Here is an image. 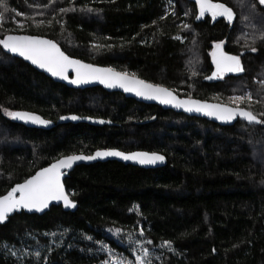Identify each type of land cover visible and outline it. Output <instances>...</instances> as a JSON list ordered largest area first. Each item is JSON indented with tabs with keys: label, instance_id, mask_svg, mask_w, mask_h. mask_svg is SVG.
Returning a JSON list of instances; mask_svg holds the SVG:
<instances>
[{
	"label": "trees",
	"instance_id": "16d2710c",
	"mask_svg": "<svg viewBox=\"0 0 264 264\" xmlns=\"http://www.w3.org/2000/svg\"><path fill=\"white\" fill-rule=\"evenodd\" d=\"M213 1L233 9L232 23L198 22L189 0H4L8 11L0 38L47 36L73 57L135 74L181 96L242 107L264 120V5ZM30 6L39 7L35 17L21 26L12 22L30 13ZM60 6L74 10L61 12ZM252 26L237 43L238 34ZM219 42L239 56L244 71L205 81ZM239 95L246 99L238 105L230 100ZM4 110L28 111L57 125L29 128ZM72 115L83 121L61 119ZM99 148L160 152L167 164L77 166L65 184L78 209L53 206L43 215L10 217L0 225V264H102L109 257L101 243L134 261L127 233L138 239L141 229L159 247L152 264H264V124L239 120L221 126L101 87L72 89L0 46V195L61 156ZM164 241L171 250L160 247Z\"/></svg>",
	"mask_w": 264,
	"mask_h": 264
},
{
	"label": "snow or ice",
	"instance_id": "6c2138e0",
	"mask_svg": "<svg viewBox=\"0 0 264 264\" xmlns=\"http://www.w3.org/2000/svg\"><path fill=\"white\" fill-rule=\"evenodd\" d=\"M196 2L199 6L197 19L203 17L205 13H210L213 19L224 17L229 23L235 19L233 9L224 3H214L213 0H196ZM259 3L264 5V0H259ZM0 8H3V11H0V21H2L4 12L8 11L4 0H0ZM70 10L74 9H60L61 12ZM86 10L89 12L93 11L91 8ZM184 27L187 28L188 26L184 25ZM176 39H180V37H176ZM0 46L7 53L16 54L30 61L39 69L50 73L52 77L68 81L73 85L98 81L107 88H120L126 93H134L137 97L155 100L162 105H169L189 113H201L214 117L221 122L230 123L239 117L249 123L264 124V120L257 119V116L251 111H246L238 106L231 107L221 103H208L192 99L191 97L181 98L173 90L139 79L135 74L129 75L127 72H117L110 67H97L93 64H87L81 60L71 58L60 49L56 42L42 38L41 36L6 35L4 38H0ZM215 49L211 55L216 70L212 76L206 77V79L222 78L225 73H241L244 71L239 56L224 53L221 50V43H217ZM251 50L256 51L255 48ZM70 72L74 73V78H69ZM245 99L244 95L230 98L237 105ZM247 99H251V94H248ZM4 114L14 120L30 121L38 125L46 126L50 123L35 114L8 110H4ZM69 118L74 121L81 119V117L76 115L61 117L62 120ZM99 123H104V121L100 120ZM106 157H120L126 161H137L141 165H155L157 162L165 160L163 155L156 152L125 153L119 150H98L93 155H69L61 157L49 166L41 168L22 183L15 184L6 194L0 195V223L5 222L9 214L20 210L41 212L48 208L52 201H62L65 208H75V202L66 194L64 184L62 183L65 171L71 169L77 161ZM109 231L111 232L112 230L109 229ZM115 234L118 236L120 229H116ZM52 235L55 236V233H52ZM139 235L140 237L144 236L143 229H141ZM127 241L130 245H135V247L131 248V251L135 253L134 262L125 258L111 260L112 257L118 254L110 247L101 243L100 251L106 253L109 257L102 264H152L150 249L146 246L151 245L153 243L152 240L134 239L132 233L129 232L127 233ZM160 247H167L171 250L173 246L171 242L164 241ZM12 255L15 256L16 253L13 251ZM35 255L39 257L40 254L37 252Z\"/></svg>",
	"mask_w": 264,
	"mask_h": 264
},
{
	"label": "water",
	"instance_id": "95a60500",
	"mask_svg": "<svg viewBox=\"0 0 264 264\" xmlns=\"http://www.w3.org/2000/svg\"><path fill=\"white\" fill-rule=\"evenodd\" d=\"M193 1L196 2V0H193ZM213 2H214V3H218V2H215V1H213ZM198 7H199V6H198ZM228 7H229V6H228ZM208 14H210V13H205V15H208ZM8 35H32V34H28V33H9ZM35 36H41L42 38L53 40L54 42H56V43L58 44V42H57L56 40L51 39V38H49V37H47V36H42V35H35ZM58 46L60 47V49H61L62 51H64V50L62 49V47H61L59 44H58ZM215 50H216V49L212 50V52L215 51ZM221 50H222L224 53L228 54V55L236 56V55H234V54L228 53V52L225 50V47L222 46V45H221ZM5 51H6V50H5ZM64 52H65V51H64ZM8 54L11 55V56H13V57H16V58H19V59L23 60L24 62H26L27 64H29L30 66H32L34 69H36L37 71H39V72L45 74L46 76H48L49 78H51L53 81L58 82V83H62V84L66 85L67 87L72 88V89H89V88L101 87V88H103L104 90H106V91H108V92L122 93V94L125 95L127 98L135 99V100L138 101V102H142V103H146V104H154V105H158V106H161L163 109H166V110H172V111H175V112H177V113H183V114H186V115H188V116H190V117H198V118L206 119V120L212 121V122H214V123H217V124H219V125H221V126H231V125L236 124L239 120H243V119H241V118L238 117L236 120H234V121H232V122H230V123L221 122V121H219V120H216L214 117H209V116H206V115L201 114V113H189V112H186V111H184V110H182V109H177V108H174V107L169 106V105H162V104H160L158 101H155V100H148V99H145V98H142V97H137L134 93H126V92H124V91H123L122 89H120V88L110 89V88H107L106 86H104L103 84L99 83L98 81H92V82H89V83H87V84H82V85H73V84L69 83L68 81L61 80V79H59V78H57V77H52L50 73H47L46 71H44V70H42V69H39L37 66L33 65L30 61H27V60H25L24 58L19 57V56L16 55V54H11V53H8ZM65 54L68 55V56H70L71 58L81 60L82 62L87 63V64H93V65H95V66H97V67H103V68H108V67H110V66H104V65L95 64V63H92V62H87V61H85V60H82V59H79V58L73 57V56L69 55L67 52H65ZM211 62H212V66H213V72H212V74H213V73L215 72L216 69H215V65H214V63H213L212 55H211ZM240 62H241V60H240ZM110 68H113V67H110ZM113 69H115V68H113ZM115 70H116L117 72H123V71H120V70H117V69H115ZM127 73H128V72H127ZM128 74H129V75H133V74H131V73H128ZM212 74H211L210 76H212ZM225 74H226V75H230V74H235V73H225ZM135 76H136L137 78H139V79H143V78H141V77H139V76H137V75H135ZM69 78H70V79H71V78H74V73H71V72H70V73H69ZM214 79H218V78H213V79H211V80L205 78V81H212V80H214ZM143 80H145V79H143ZM145 81H147V80H145ZM147 82H149V81H147ZM150 83H152V82H150ZM154 84H155V83H154ZM159 85H160V84H159ZM162 86H164V85H162ZM164 87L169 88V87H167V86H164ZM169 89H170V90H173V89H171V88H169ZM173 91H174V90H173ZM174 93L178 94L176 91H174ZM178 95H179V94H178ZM179 96H180L181 98H188V97H186V96H181V95H179ZM192 99H196V100H200V101H204V102H208V103H221V104H225V105H228V106H231V107H237V106H234V105H230V104H226V103H222V102H217V101L202 100V99H199V98H192ZM240 108H242V107H240ZM243 109L246 110V111H248V110L245 109V108H243ZM15 112H22V113L34 114V113H31V112H28V111H21V110H17V111H15ZM35 115H37V114H35ZM38 116H40V115H38ZM40 117H41L42 119H44V120L49 121L50 123H49L48 125L45 126V125L33 124V123H31L30 121H29V122H25V121H21V120H14V119H13V120L16 121V122H18V123L24 124V125H26V126L29 127V128H37V129H51V128H53V127H55V126L57 125L56 122H53V121H51V120H49V119H46V118H44V117H42V116H40ZM86 120H87V121H91V122H93L94 124H99V125H105V124H107V125H112V122H111V121H109V120H105V119H91V120L86 119ZM100 120H103L104 123H99ZM78 121H83V120H82V119H78ZM98 150H101V151H103V150H119V151H122V152H125V153H133V152H152V151L138 150V149H137V150H132V151H124V150H121V149H118V148H99V149H96V150H95L93 153H91V154H86V153H75V154H69V155H85V156H87V155H93V154H94L96 151H98ZM156 153L163 155V156L165 157V160H164L163 162H157V164H155V165H141V164H139L137 161H131V160L126 161V160H123V159L120 158V157H106V158H97V159H95V160H83V161H77V162H75V163L73 164V167H72L71 169H68V170L65 171V175H64L63 178H62V183L64 184L65 192H66V194L69 196V198H70L72 201L75 202V204H76V207H75V208H65L64 205H63V202H62V201H52V202H50L48 208L44 209V210L41 211V212H36L35 210H32V211H28V210H20V211H18V212H14V213H12V214H9L8 218L6 219V221L0 223V225L6 223L10 217L14 216V215L17 214V213L19 214V213L25 212V213H27V214L43 215L44 213L48 212L53 206H61V207L63 208L64 211H67V212H75V211L78 209V203H77V201L73 200V198L71 197V195H70V193H69V191H68V189H67V187H66L65 179H66V178L68 177V175H69V174H70V173H71V172H72L77 166H79V165H83V164L89 165V164H94V163H98V162L118 161V162L123 163V164H126V165H133V166L140 167V168H144V169H155V168L164 167V166L167 164V157H166L163 153H160V152H156ZM69 155H64V156H61V157H65V156H69ZM61 157H59V158H61ZM59 158H58V159H59ZM56 160H57V159H56ZM56 160H54L53 162H55ZM53 162H51V163H53ZM51 163H50V164H51ZM50 164H49V165H50ZM49 165H47V166H49ZM47 166H45V167H47ZM42 168H43V167H42ZM40 169H41V168H40ZM40 169H38V170H40ZM38 170H37V171H38ZM37 171H36V172H37ZM36 172H35V173H36ZM35 173H34V174H35ZM34 174H32V175H34ZM32 175H31V176H32ZM28 178H29V177H28ZM22 182H23V181H22ZM22 182H20V183H22ZM14 186H15V185H14ZM14 186H13V187H14Z\"/></svg>",
	"mask_w": 264,
	"mask_h": 264
},
{
	"label": "rangeland",
	"instance_id": "374dc122",
	"mask_svg": "<svg viewBox=\"0 0 264 264\" xmlns=\"http://www.w3.org/2000/svg\"><path fill=\"white\" fill-rule=\"evenodd\" d=\"M57 5H62V4H57ZM39 7H34V6H30L29 7V9H30V13H28V12H26L25 14H20L19 13V16L17 15V17H18V19H12V22L13 21H15V22H17V24L19 25V26H21V25H24V24H26V23H28V19H30V18H33V17H35V15H34V10L35 9H38ZM57 7H54V6H52V10L53 9H56ZM58 8H60L61 9V6L60 7H58ZM187 11H188V13L190 14V9L188 10L187 9ZM250 15L251 16H254V14L253 13H250ZM36 18H39V17H36ZM260 18H262V20L260 21L262 24H261V28H263L264 29V14L263 15H261V17ZM30 21H34V20H30ZM44 21V19L42 18L41 20H39V21H34V22H38V23H41V22H43ZM50 21V20H49ZM2 22H3V20L2 21H0V26H1V24H2ZM241 24L242 25H245V24H247V23H244L243 21H241ZM253 28V26L252 27H248L247 29H245L244 30V32H242V33H239L238 34V36H237V38H236V42L237 43H239L241 40H243V37L247 34V33H249V31H251V29ZM255 82H257V83H262L263 82V79L262 80H260L259 78H256L255 79ZM247 95L249 94L248 92L246 93ZM263 155H264V153H262ZM138 237V239H144L143 237H140V236H137ZM149 249H150V253H151V256L156 252V251H158L159 250V247H156L155 245H153V244H151V245H146ZM120 258H123V257H120V256H117L115 259H120ZM114 259V260H115ZM134 259H135V254H134ZM128 260V259H127ZM130 261H132V260H130ZM134 262V261H133Z\"/></svg>",
	"mask_w": 264,
	"mask_h": 264
},
{
	"label": "flooded vegetation",
	"instance_id": "af4514ba",
	"mask_svg": "<svg viewBox=\"0 0 264 264\" xmlns=\"http://www.w3.org/2000/svg\"><path fill=\"white\" fill-rule=\"evenodd\" d=\"M189 1H191L193 3V13H195V17H196V20L198 22L200 21V22H204L205 23V21L206 20L208 21V19H209V22H212V23H216V22L220 21V22H223L225 24H230L224 17H216L215 19H213L211 17V14L204 15L200 19H197V16L199 15V7H198V4H197V2H195L193 0H189ZM219 43H221V45L224 46L222 42H219ZM216 44H214L213 50L215 49V45Z\"/></svg>",
	"mask_w": 264,
	"mask_h": 264
}]
</instances>
